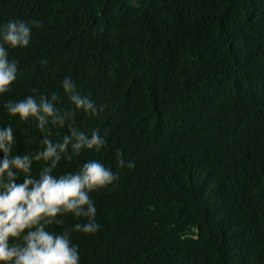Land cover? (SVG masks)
I'll use <instances>...</instances> for the list:
<instances>
[{
  "label": "trees",
  "instance_id": "trees-1",
  "mask_svg": "<svg viewBox=\"0 0 264 264\" xmlns=\"http://www.w3.org/2000/svg\"><path fill=\"white\" fill-rule=\"evenodd\" d=\"M9 19L40 27L9 50L18 78L0 127L5 100L66 75L104 105L74 119L105 147L59 166L119 173L90 194L101 229L73 233L81 264H264V0H0ZM12 123L17 154L39 146L34 125Z\"/></svg>",
  "mask_w": 264,
  "mask_h": 264
},
{
  "label": "clouds",
  "instance_id": "clouds-1",
  "mask_svg": "<svg viewBox=\"0 0 264 264\" xmlns=\"http://www.w3.org/2000/svg\"><path fill=\"white\" fill-rule=\"evenodd\" d=\"M39 27L36 20L0 23V96L12 92L18 78V61L9 58V50L28 48L33 29ZM60 85L50 93L33 87L23 98L3 102L9 122L0 127V264H81L73 233L96 234L102 227L90 194L119 179L118 172L97 159L59 171L62 161H73L85 151L100 152L107 144L106 133L83 131L74 119L80 111L96 116L104 105L82 93L69 75ZM65 99L71 107L62 106ZM12 121L34 125L39 146L17 154ZM65 127L68 131L61 135ZM116 160L118 168L134 166L120 149ZM69 215L77 222L64 227Z\"/></svg>",
  "mask_w": 264,
  "mask_h": 264
}]
</instances>
